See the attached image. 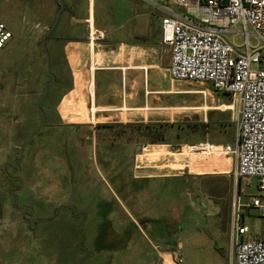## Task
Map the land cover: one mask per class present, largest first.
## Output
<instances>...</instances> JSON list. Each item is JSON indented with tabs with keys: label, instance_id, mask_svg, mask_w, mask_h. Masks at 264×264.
I'll list each match as a JSON object with an SVG mask.
<instances>
[{
	"label": "rangeland",
	"instance_id": "1",
	"mask_svg": "<svg viewBox=\"0 0 264 264\" xmlns=\"http://www.w3.org/2000/svg\"><path fill=\"white\" fill-rule=\"evenodd\" d=\"M55 6V0L0 2V20L13 35L0 49V264H160L159 253L173 251L178 243L184 264H231V202L239 193L236 160L186 148L181 153L180 146L208 141L235 148L236 112L225 111L233 98L207 83L181 82L185 93L173 95L170 103L183 107L162 118L173 123L163 131L178 154L156 163L168 165L163 169H135L136 144L145 139L138 140L134 128L65 126L55 112L64 88L55 85L37 107L50 80L42 36ZM227 38L244 44L239 34ZM79 97L78 103L70 97L60 106L64 120L90 122L82 118L86 112ZM72 104L79 116L68 120ZM212 106L220 107L205 114ZM151 131L144 130L147 140L162 137L161 127ZM143 151L138 165L145 157L158 159L167 146ZM160 173L178 176L134 178ZM255 192L247 188L243 202ZM245 223L264 237V211L249 209ZM165 258V264H174L169 255Z\"/></svg>",
	"mask_w": 264,
	"mask_h": 264
},
{
	"label": "crops",
	"instance_id": "2",
	"mask_svg": "<svg viewBox=\"0 0 264 264\" xmlns=\"http://www.w3.org/2000/svg\"><path fill=\"white\" fill-rule=\"evenodd\" d=\"M63 2L64 8L56 27L51 32L48 45L50 60L57 70L54 75L56 80L51 85H55L57 89L64 88L55 105L56 117L62 119L65 126L80 128L88 126L96 131L101 124L166 123L162 120L163 117L169 113L173 115L179 112L168 110L183 107L178 103H170V100L173 95L184 94L185 89L181 82L173 80L170 75L171 49L162 43L159 12L140 0H63ZM58 4L55 0L56 8L52 23L60 8ZM173 8L182 10L174 4ZM93 33H100L103 38L94 40L91 37ZM79 88L83 98V111L86 112L82 118L90 120L87 123L68 122L63 119L60 111V106L67 98L72 97L71 102L74 103L80 101V95L73 96ZM231 106V109L225 111L236 112L233 104L228 108ZM75 107L76 105H71L68 109L69 114L66 113V119L71 120L73 116H79V111ZM218 107L220 106H212L203 111L207 114L210 110L219 109ZM122 115L126 121L122 120ZM115 118L119 120L109 121ZM205 121L207 122L206 118ZM162 145L167 146L166 153L158 159L145 157L138 165L137 158L143 154L145 146ZM186 146H180L181 153ZM177 154L171 150L169 142L143 144L135 153L133 166L135 169L146 167L163 169L168 165L158 166L156 163L163 162L169 155ZM169 176L178 175L143 174L134 175V178L157 179ZM134 222L137 224L136 220ZM229 240L231 242V238ZM216 250L222 257H226L221 248ZM181 251L182 244L178 243L173 251L160 252V264H165L167 255L174 264H180L175 257ZM230 253L231 264H234L232 242ZM181 257L183 259L182 255ZM222 259L224 263L226 258Z\"/></svg>",
	"mask_w": 264,
	"mask_h": 264
},
{
	"label": "built area",
	"instance_id": "3",
	"mask_svg": "<svg viewBox=\"0 0 264 264\" xmlns=\"http://www.w3.org/2000/svg\"><path fill=\"white\" fill-rule=\"evenodd\" d=\"M140 1L161 14L162 43L171 49L172 79L207 83L233 98L236 147L199 142L185 148L194 154L216 153L236 160L233 176L239 193L231 202L230 221L234 264H264V237L253 234L245 223L249 209L264 211V0ZM173 4L183 11L175 10ZM229 34L241 35L242 47L227 38ZM91 37L102 39L103 35ZM12 38L0 20V49ZM247 188L256 192L243 202ZM175 258L183 262L180 255Z\"/></svg>",
	"mask_w": 264,
	"mask_h": 264
},
{
	"label": "trees",
	"instance_id": "4",
	"mask_svg": "<svg viewBox=\"0 0 264 264\" xmlns=\"http://www.w3.org/2000/svg\"><path fill=\"white\" fill-rule=\"evenodd\" d=\"M58 7H60L59 4H58ZM51 34H49L48 37H47V45H48V40L51 37ZM115 125L122 126V127H128V128H130V127L134 128L138 140L139 139H145V140H143V141H145L143 144L167 143L168 141H166V133H164L163 129L165 127H167V130H168L170 128V126H173V124H168V123H153V124H128V125H122V124H101L98 127H114ZM158 127H161L162 137L158 138V140L153 139L151 137H148L149 140H147L146 139V135L144 133V130L148 129V130H150V132H152L151 130L153 128L154 129H158ZM143 144H141V145H143Z\"/></svg>",
	"mask_w": 264,
	"mask_h": 264
},
{
	"label": "water",
	"instance_id": "5",
	"mask_svg": "<svg viewBox=\"0 0 264 264\" xmlns=\"http://www.w3.org/2000/svg\"><path fill=\"white\" fill-rule=\"evenodd\" d=\"M58 3L60 5V8L59 10L57 11L56 13V16H55V19L53 21V23L51 24V26L45 31V33L43 34L42 36V43H43V47L45 49V52H46V72H47V75L48 77L50 78V80L47 82L46 86H45V92L43 93V96L41 97V99L37 102V107L40 108V105H41V102L44 100V98L46 97L47 93H48V89H49V86L51 84H53L56 80L54 74L51 72V64H50V55L48 53V49H47V37L49 34H51V32L54 30V28L56 27L58 21H59V18H60V15H61V11L63 10L64 8V2L63 0H58ZM42 126H44L45 124V117L44 115H42ZM41 130L38 131V133L40 132ZM28 143H26L24 145V147L27 145ZM24 147H22V152H23V149Z\"/></svg>",
	"mask_w": 264,
	"mask_h": 264
},
{
	"label": "flooded vegetation",
	"instance_id": "6",
	"mask_svg": "<svg viewBox=\"0 0 264 264\" xmlns=\"http://www.w3.org/2000/svg\"><path fill=\"white\" fill-rule=\"evenodd\" d=\"M140 145H141V144H136V147L138 148V147H140ZM135 153H136V152H135ZM134 156H135V155H134ZM64 208H65V209H68V207H64ZM26 217H28V216H26V215L23 214V218H24V219H27ZM173 221H174V220H173ZM177 224H178V223H177ZM177 228H178V227H175V228L173 229V232L177 231Z\"/></svg>",
	"mask_w": 264,
	"mask_h": 264
},
{
	"label": "bare ground",
	"instance_id": "7",
	"mask_svg": "<svg viewBox=\"0 0 264 264\" xmlns=\"http://www.w3.org/2000/svg\"><path fill=\"white\" fill-rule=\"evenodd\" d=\"M234 107V106H233ZM95 109V108H94ZM199 109H202V108H199ZM169 110V109H168ZM172 110V109H171ZM175 110V109H174ZM231 172V170L230 171H228V172H226V173H230Z\"/></svg>",
	"mask_w": 264,
	"mask_h": 264
}]
</instances>
